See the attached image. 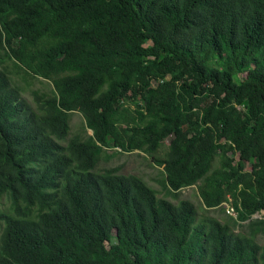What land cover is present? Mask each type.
I'll use <instances>...</instances> for the list:
<instances>
[{
  "label": "trees",
  "instance_id": "trees-1",
  "mask_svg": "<svg viewBox=\"0 0 264 264\" xmlns=\"http://www.w3.org/2000/svg\"><path fill=\"white\" fill-rule=\"evenodd\" d=\"M134 151L164 196L95 171ZM259 237L264 0H0V264H264Z\"/></svg>",
  "mask_w": 264,
  "mask_h": 264
},
{
  "label": "rangeland",
  "instance_id": "rangeland-1",
  "mask_svg": "<svg viewBox=\"0 0 264 264\" xmlns=\"http://www.w3.org/2000/svg\"><path fill=\"white\" fill-rule=\"evenodd\" d=\"M37 86L41 87V85ZM91 134L92 132L85 127V121L82 115L79 112H72V114H70L69 137L77 135L83 138ZM182 144L184 146L187 144L186 138H183ZM111 150L118 149L112 148ZM107 151L108 153L111 152L110 149H107ZM254 163L255 160L253 158H250L248 161H246L245 170L250 171L251 166ZM113 167H118L120 174L134 175L141 178L149 187L157 191L160 197L164 196V191L160 186V182H166L169 180V177L171 175L179 173L178 170L170 172L163 167L155 166L150 161V158H148L144 153L138 151H134L131 153H121L120 155H115L109 159H106V157L104 156L98 161L95 171H102L104 169H110ZM179 199L188 200L196 207H198L201 203L200 198L198 197L196 186L182 189L179 192ZM1 203L2 208L8 207V202L5 199H2ZM229 203L222 204L225 214H227L226 205L231 206ZM214 215H216L218 218L221 217L220 212H215ZM258 243L260 245H264V237H259Z\"/></svg>",
  "mask_w": 264,
  "mask_h": 264
},
{
  "label": "built area",
  "instance_id": "built-area-1",
  "mask_svg": "<svg viewBox=\"0 0 264 264\" xmlns=\"http://www.w3.org/2000/svg\"><path fill=\"white\" fill-rule=\"evenodd\" d=\"M226 213L229 216L236 217L234 209L231 206L226 205Z\"/></svg>",
  "mask_w": 264,
  "mask_h": 264
},
{
  "label": "water",
  "instance_id": "water-1",
  "mask_svg": "<svg viewBox=\"0 0 264 264\" xmlns=\"http://www.w3.org/2000/svg\"><path fill=\"white\" fill-rule=\"evenodd\" d=\"M254 218H256V217H254Z\"/></svg>",
  "mask_w": 264,
  "mask_h": 264
},
{
  "label": "clouds",
  "instance_id": "clouds-1",
  "mask_svg": "<svg viewBox=\"0 0 264 264\" xmlns=\"http://www.w3.org/2000/svg\"><path fill=\"white\" fill-rule=\"evenodd\" d=\"M235 218V217H234Z\"/></svg>",
  "mask_w": 264,
  "mask_h": 264
}]
</instances>
